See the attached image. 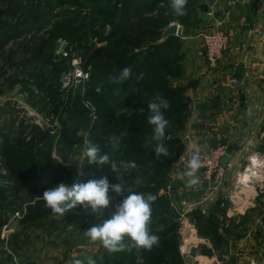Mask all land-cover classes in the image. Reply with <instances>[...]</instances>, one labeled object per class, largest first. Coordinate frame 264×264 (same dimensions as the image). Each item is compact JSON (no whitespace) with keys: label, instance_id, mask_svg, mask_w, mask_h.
Returning a JSON list of instances; mask_svg holds the SVG:
<instances>
[{"label":"rangeland","instance_id":"obj_1","mask_svg":"<svg viewBox=\"0 0 264 264\" xmlns=\"http://www.w3.org/2000/svg\"><path fill=\"white\" fill-rule=\"evenodd\" d=\"M198 3L199 0H185L183 15H176L171 0H163L152 12L151 0H0V126L12 121L9 139L17 137L20 128L21 141L29 143L28 147L12 146L7 158L0 153V216L5 222L0 230V264H73L75 259L87 264V258L95 264H210L217 259L223 264H238L219 255L221 248L214 252L217 248L205 241V237L219 236L218 210L223 211L224 225H241L235 236L246 234L251 248L261 250L258 244H264L263 196L256 200L255 209L244 214L232 210L229 196L235 191L233 188L226 191L229 186L222 188L225 199H215L204 210L194 207L191 199H185L189 203L185 214L181 212L184 200L170 205L167 196L172 190L167 186L168 176L174 169L182 170L185 150L156 182L157 190L144 194L156 197L150 205L148 222L150 234H162L156 236V244L150 249L136 248L124 237L121 250L109 252L99 240L91 241L85 235L89 227L111 215L112 205L124 194L133 191L128 181H122L123 174H129L132 168H149L167 161L180 145L185 149L184 139L189 129H193L185 125L194 111L185 95L194 88L186 81L184 60L189 49L186 39L209 28H202L207 24L197 12ZM214 14L215 19L223 15L219 10ZM123 25L139 30L140 35L133 39ZM171 25L177 26L179 34L163 44L162 33ZM30 35L47 40L42 56L32 65L27 64L30 55L24 53L31 45ZM74 59L79 60L89 79L86 82L75 79L71 86L65 87L60 77L72 70ZM260 62L262 65L256 68L261 71L249 76L255 81L248 84L252 88L249 95H254L252 100L264 99V51ZM124 67L130 68L132 75L117 83L116 77ZM32 73H39V78ZM159 99L167 101L168 108L164 111L172 114L164 115L169 121L164 139L166 156L155 153L157 141L152 139L153 128L148 123L147 106ZM86 104H91L94 111ZM180 106L182 111L177 115L175 111ZM39 132L45 137L41 138ZM261 137L264 138V133L250 140H256L261 147L264 146ZM94 138L102 141L99 154L107 152L118 166L121 174L118 180L124 192L120 196L110 192L112 201L100 214L81 208L63 216L22 224L24 202L47 167L62 168L61 182L68 185L85 177L84 167L88 163L84 152L89 143L94 144ZM259 147L256 151L264 154V148ZM5 162L22 172L34 169L17 199L11 192L14 184ZM129 162H134L135 167L123 166ZM237 165L235 173H229L233 180L246 162L241 159ZM96 170L91 168L87 175ZM228 210L233 216L226 215ZM186 235L197 240L190 245L198 250L195 257L189 255L191 248L187 253L181 249L186 245ZM259 255L243 264H264L257 258Z\"/></svg>","mask_w":264,"mask_h":264},{"label":"crops","instance_id":"obj_2","mask_svg":"<svg viewBox=\"0 0 264 264\" xmlns=\"http://www.w3.org/2000/svg\"><path fill=\"white\" fill-rule=\"evenodd\" d=\"M223 0H216L212 8L208 7V0H199L198 14L206 20L203 29L215 23V12L221 8ZM219 29L228 33L233 40L231 48L225 52L218 62L216 69L210 70L205 63L201 44L192 35L187 38L189 49L187 50L184 67L187 72L186 81L188 89L185 95L189 98L194 111L185 128L193 126L187 132L184 152V164L182 170L173 172L168 176L167 186L171 194L168 199L170 205L179 201L191 199L194 207L204 210L218 198L225 199L226 194L222 188L217 193L211 192L202 182V174L196 173L197 183L187 184V177L183 176L186 164L193 153L203 152L220 144H230L237 153L233 165L237 164L244 156V145L251 137L264 133V99L249 95L252 82L250 73L261 71L260 59L264 51V0H248L245 8L239 9L232 16L220 22ZM179 34V30L177 31ZM247 33V39L243 42V34ZM192 44V45H191ZM241 63V75L236 74L237 65ZM251 68H250V66ZM250 68V72H249ZM254 69V70H253ZM248 77L245 79V76ZM236 79L237 85L231 81ZM260 88L261 85H260ZM263 90V89H262ZM258 146L255 149H258ZM259 148H264L261 146ZM235 170V169H233ZM230 172V171H229ZM232 173V172H231ZM233 173H235L233 171ZM217 197V198H216ZM219 211L218 237H205L208 246H215L219 255H225L235 263L253 261L257 256L259 261H264V244L259 245L261 250L251 248V240L246 234L235 236V231L241 228L240 224L224 225L222 222V210ZM226 215L233 213L228 210ZM231 227V228H230ZM216 230V229H215ZM230 231L232 235L230 236ZM233 237V238H232ZM214 243H211V241ZM205 245V243L203 242ZM224 250V253L221 251ZM228 254V255H227ZM216 264H223L217 259ZM227 264V263H226Z\"/></svg>","mask_w":264,"mask_h":264},{"label":"clouds","instance_id":"obj_3","mask_svg":"<svg viewBox=\"0 0 264 264\" xmlns=\"http://www.w3.org/2000/svg\"><path fill=\"white\" fill-rule=\"evenodd\" d=\"M185 0H171V8L176 15H183ZM131 69L124 67L116 77V82L127 81L131 77ZM148 123L153 128L152 139L157 141L154 146L155 153L167 155V149L164 145L165 128L169 121L165 119L163 110L168 108L167 101L159 99L148 104ZM100 150L95 144L89 143L84 155L89 165H109L112 171L116 170V164L110 163L107 154H99ZM127 168L135 167L134 162L123 165ZM201 166L198 153H193L186 165V171L183 173L187 177V184L194 185L197 170ZM81 173L78 172V175ZM110 192L120 196L124 189L120 183L110 184L106 176L98 179H87L84 182H76L71 185L63 182L45 190L42 193V199L45 207L52 213L63 216L69 210L81 207L83 210L93 214H100L107 209L112 201ZM156 199L149 194L145 196L141 193L131 192L124 194L120 201L114 205L113 211L102 223L94 224L89 227L85 235L91 241L99 240L100 243L109 251H119L123 247L120 243L124 237H128L132 246L136 248L150 249L157 243V237L149 233L148 222L151 215V202ZM73 264H83L80 259H75ZM87 264H95L91 258H87Z\"/></svg>","mask_w":264,"mask_h":264},{"label":"built area","instance_id":"obj_4","mask_svg":"<svg viewBox=\"0 0 264 264\" xmlns=\"http://www.w3.org/2000/svg\"><path fill=\"white\" fill-rule=\"evenodd\" d=\"M222 3L219 11L223 14V19H225L232 16L239 9L245 8L248 4V0H223ZM220 22L222 21L217 18L211 27L193 35L202 45L204 60L206 66L210 70L216 69L223 54L231 48L233 43L232 38L223 32V30L219 29ZM63 49L64 47L62 50ZM63 57H66L65 53ZM78 61L79 60L74 59L72 70L61 74L60 81L63 86H71L75 79H79L83 82L89 79V75L79 66ZM231 84L236 86L237 80H232ZM87 107L94 111L91 104L90 106L87 105ZM260 141L264 143V138L261 137ZM255 146H258L256 140L249 139L246 141L243 150L244 157L242 156L246 165L242 168L240 174L238 173L237 176L235 175V180L229 178V173L235 172L236 170L233 169L238 167L237 164L233 165L237 153L230 144L216 145L203 151L199 155L201 161L199 171L202 174L203 184L213 193H217L219 189L224 188V186H229L226 191L233 188L235 192L231 193L229 200L232 204V210L237 214H244L255 209L256 200L261 196L264 197V154L261 155L256 151ZM223 156H228L229 160L220 162ZM238 162H241V160ZM188 207L189 203L185 201L182 202L181 212L183 211V214H185L186 212L184 209ZM190 248V245H187L182 246L181 249L183 253H187Z\"/></svg>","mask_w":264,"mask_h":264},{"label":"trees","instance_id":"obj_5","mask_svg":"<svg viewBox=\"0 0 264 264\" xmlns=\"http://www.w3.org/2000/svg\"><path fill=\"white\" fill-rule=\"evenodd\" d=\"M163 0H151V12L156 8V6L160 3H162ZM124 29H127L129 36H131L133 39L137 38L135 35H140L139 30L132 29V26L130 25H123ZM29 45L25 48L24 53L25 55H30V60L27 62V64L32 65L35 62L38 61V59L42 56L44 50L47 47V40L43 38V36H29ZM175 38L170 37L166 40H163V44H168L170 41H173ZM31 75L39 78V73H32ZM156 98V97H154ZM148 109V107H147ZM182 106L176 108L175 114H181ZM164 115L172 116L171 113H167L164 111ZM13 130V122H9L6 125L3 124L0 126V153L2 156H8L10 153L11 147L16 145H21L28 147L29 143H23L21 141V138L23 136V129L19 128L20 133L17 135V137L13 138L11 141L9 139L10 134ZM40 137L44 138L45 134L43 132H39ZM94 144L97 147L102 148V141L98 138H94L93 140ZM184 147L182 145L179 146V148L176 150L175 155L168 159L165 162H158L155 164V166L149 167V168H132L131 172L128 174L122 175V181H128L129 185L133 186V191L136 193H152L157 190L156 185L157 181L161 179V177L167 173V171L170 169L171 165L175 163L179 157V155L183 152ZM102 154H107L109 156L110 163H114V160L110 157V155L107 152H103ZM7 158V157H6ZM97 168L96 172L94 174H88V171L91 168ZM5 168L7 169L9 173L10 180L13 182L14 186L11 188V192L14 196V199H17L19 190L22 189L24 186H26L30 180L31 175L34 172V169L32 170H16L12 166L7 165L5 162ZM84 173L86 174L84 178L80 182H84L87 179H98L102 176H106L108 178V181L110 184L119 183L118 177L120 174L118 166H116V170L112 171V169L109 167V165H96V164H87L84 167ZM64 174V170L60 167H54L49 166L45 169L44 173L41 174L40 180L36 182L33 187L30 190V194L28 197V201L24 202V211L21 213V223L27 224V223H34L44 217L48 216H55L57 214H54L51 212V210L47 207H45V203L42 199V193L45 190L50 189L51 187L59 184L62 180V175ZM81 207L77 206L76 208L69 210L67 213L80 210ZM64 214V215H65ZM5 222L0 216V230L4 226ZM173 229V228H171ZM153 234V232H151ZM153 235L155 236H162L161 232H156Z\"/></svg>","mask_w":264,"mask_h":264},{"label":"water","instance_id":"obj_6","mask_svg":"<svg viewBox=\"0 0 264 264\" xmlns=\"http://www.w3.org/2000/svg\"><path fill=\"white\" fill-rule=\"evenodd\" d=\"M215 1L216 0H208V7H210V8H212L213 6H214V4H215ZM223 18H224V16L222 15L221 16V18H220V21H222L223 20ZM177 31H178V29H177V26L176 25H171V26H169L163 33H162V41L163 40H166V39H168V38H170V37H176L177 36ZM243 42L245 43V41H246V39H247V33H244L243 34ZM241 68H242V64L241 63H239L238 65H237V68H236V74L239 76V75H241ZM229 160V157L228 156H223L222 158H221V160H220V162H226V161H228ZM68 171L69 172H71V170L70 169H68ZM197 248L196 247H192L191 248V250H190V257H195L196 256V254H197ZM210 264H216V262L215 261H211L210 262Z\"/></svg>","mask_w":264,"mask_h":264},{"label":"bare ground","instance_id":"obj_7","mask_svg":"<svg viewBox=\"0 0 264 264\" xmlns=\"http://www.w3.org/2000/svg\"><path fill=\"white\" fill-rule=\"evenodd\" d=\"M195 242L197 243V240L195 241L193 238H191L190 235H186V241H185L186 245L185 246L194 245L196 244Z\"/></svg>","mask_w":264,"mask_h":264}]
</instances>
